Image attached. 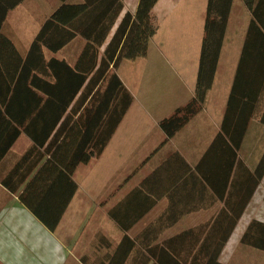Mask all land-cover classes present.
<instances>
[{
  "label": "trees",
  "instance_id": "obj_1",
  "mask_svg": "<svg viewBox=\"0 0 264 264\" xmlns=\"http://www.w3.org/2000/svg\"><path fill=\"white\" fill-rule=\"evenodd\" d=\"M23 0H0V28L7 13ZM62 4L44 21L28 50L21 51L0 31V161L24 132L33 141L2 178L20 201L51 230L58 226L78 189L72 178L80 164L99 157L133 102L116 73L137 29L149 37L159 29L158 0H140L126 12L103 45L124 9V0H85ZM252 14L220 131L192 168L179 152L109 209L125 233L108 264H125L135 247L127 234L163 196L192 201L195 191L222 208L208 222L159 243L146 237L148 264H224L220 256L264 177V152L255 169L239 157L252 119L264 103V0H243ZM234 0H208L195 94L160 121L169 140L205 104L218 68ZM77 35L87 40L74 63L47 58ZM264 124V106L261 112ZM45 161L42 163V161ZM42 163V164H41ZM197 198V197H196ZM188 210L170 207L161 228L172 226ZM241 241L264 249V222L252 221Z\"/></svg>",
  "mask_w": 264,
  "mask_h": 264
},
{
  "label": "crops",
  "instance_id": "obj_2",
  "mask_svg": "<svg viewBox=\"0 0 264 264\" xmlns=\"http://www.w3.org/2000/svg\"><path fill=\"white\" fill-rule=\"evenodd\" d=\"M29 1L33 0H23L10 9L6 20L3 21L0 28V31L12 40L19 50H21V47H24L25 50L29 49L42 24L53 11L48 8L43 16V20L40 21L36 16L32 15L33 20L31 21L30 19V21L33 23L31 24L29 21L30 24L27 27H23L20 24V16L22 15L24 18L23 13L25 15L29 14L25 9ZM84 1L68 0L70 3H82ZM139 1L124 0V9L112 28L106 43L103 45L102 51L113 36L125 13L128 11L136 13ZM182 1L184 4L181 9L177 8V5ZM61 4L58 0L55 7L57 6L58 8ZM207 4L208 0H194L193 3L189 2V0H158L154 6V13L159 19V29L154 36H147V41L144 42L146 44L144 46L146 55H139L141 54V48L137 51L135 50L134 55H130L134 49L136 36L138 34L146 35L144 30L139 27L133 42L116 70V73L133 96V102L126 114L130 115L133 119H140L132 121L133 123L128 122L130 126L126 129L124 125L122 127V124H120L100 156L108 155L110 156L109 163L112 161L115 163L117 159L126 158L129 152L130 154H137V150L141 149L148 139L153 138V141L148 144L149 148H143L147 149L145 156L138 160L139 162L131 168L130 172L121 174V186L124 188L133 175H136L137 171L135 169L138 166H147L148 172L141 173L139 182L131 189L126 190L117 202L138 186L146 176L151 174L174 152H179L186 162L192 168H195L201 156L220 131L240 62L246 32L252 19V14L245 6L243 0H234L219 58V63L223 60L225 71L227 72H225L227 75L225 74L223 78L226 88L219 87L215 90V82L218 76L217 68L214 82L208 90L203 110L179 130L175 136L167 140V142H165L166 134L160 128V121L164 118L163 114L154 116L152 112L150 113L153 107L161 104L160 102L166 101L163 98L173 100L174 108L172 110L174 109V111L186 103L182 102L184 99H182L180 87L188 92L186 100L194 96L204 37ZM235 10L237 11L235 12ZM164 20L165 22L169 20L165 25V33L166 36L168 35L167 37L172 39L168 43L172 55L169 58L163 57L161 51L163 47L168 49L167 44L161 36ZM174 25L180 29L181 25H184V28L189 25L191 29H194V35H191L192 38H189L188 52H185L182 39L178 40V37H184L182 30L177 31ZM168 26H173V28H167ZM173 29L175 32H173ZM74 42L78 43L77 46L84 47L87 40L81 35H77L64 48L71 46ZM56 55L55 53H51V57L65 58L72 63L78 57L70 56V53L64 54L61 57ZM164 63L170 68V71L167 73L163 72ZM5 78L8 77L0 73V79ZM134 86L138 87V89L135 90ZM263 106L264 103L261 106V111ZM254 120L253 118L249 126L250 128ZM132 133L135 135L139 134L138 136H141L143 140L138 145L129 147L132 139L129 140L127 136ZM247 134L239 151V157L252 169L244 153ZM32 144V139L23 132L15 141L10 151L0 161V264H108L125 234L108 213L109 209L117 202L105 211L104 220L107 221L109 228L108 230L104 228L105 233H102L104 236L102 239L104 240V249L108 251H88L85 249L87 248L85 234L87 228L94 227L95 224L91 223L92 220L93 222L96 221V224L100 222L96 219V213L100 211V208H102L101 203L104 201L97 204L95 198L91 202L84 199V195L86 194L85 186L97 188L104 182V179L105 181L107 180V177L117 176L120 172L118 170L124 164L118 165L117 170L114 169V171H107V169L99 167L102 173L98 176L94 175L92 179L90 178L91 183L90 180L87 181L89 186L84 184V180L81 182L77 179L76 172L81 164L78 165L72 176L78 185V189L64 211L58 226L55 230H51L30 208L20 201L19 193L23 190L25 184L19 188L18 192H12L2 183V178L8 174ZM44 161L45 159L42 163ZM100 190L98 189V192ZM198 194L199 191H195L194 199L187 202H174V200L172 201L166 195L160 198L156 205L127 231V234L135 241V247L125 264H144L142 260H145L148 254L145 246L146 237L155 239L154 243H159L184 230L210 221L222 208L223 203L221 201L212 202L209 194L202 199ZM104 205L108 206L109 204L106 201ZM170 207L179 209L195 208V210H188L189 212H186L172 226L161 228L160 224L166 219V212H168ZM240 222H242L241 219L239 220ZM117 228L121 231L120 235L115 231L118 230ZM237 232L238 227L236 226L231 238L236 235L239 237L242 234V231L239 234ZM231 238L227 244L230 243ZM75 247L78 251H74ZM224 253L225 251L222 252V257ZM221 256L220 261L224 263ZM148 264H153V260H150Z\"/></svg>",
  "mask_w": 264,
  "mask_h": 264
},
{
  "label": "rangeland",
  "instance_id": "obj_3",
  "mask_svg": "<svg viewBox=\"0 0 264 264\" xmlns=\"http://www.w3.org/2000/svg\"><path fill=\"white\" fill-rule=\"evenodd\" d=\"M58 2V0H33V1H29L26 4V11L30 14H24L22 17V15L20 16V24H22L23 27H27L28 24H30V22L33 20L32 15L36 16L37 19L43 20V16L44 14L47 12V9H51L53 10L52 13L57 9V6L55 7V4ZM189 2L193 3L194 0H189ZM184 2H180L179 5H177V8L181 9V7L183 6ZM55 7V8H54ZM237 10H235L236 12ZM29 17V19H28ZM189 17V16H188ZM190 18V17H189ZM31 19V21H30ZM30 21V22H29ZM169 20H166V22H168ZM165 20L163 21L164 24V28H163V32L161 33L162 39L163 41L167 44L168 49L166 47H163L161 49L163 57L165 58H169L171 55L170 53V49H169V45L168 43L171 42V38L166 36L165 30H166V23ZM33 22H31L32 24ZM26 25V26H25ZM22 27V28H23ZM167 28H173V26H168ZM174 28L177 31H181L184 34V37H178V40L183 41L184 43V48H185V52H188V45L190 44V40L189 38H192L191 35H194V29H191V26H187L186 28H184V25H181V29L176 27V25H174ZM173 32H175V30L173 29ZM135 45H134V49L133 52H131L132 54L130 55H134V51L138 50L139 48H141V54L139 55H146L145 52V48L144 46L146 45L144 42L147 41V35H142V34H138L135 38ZM78 44V43H77ZM76 42H74L71 46L64 48L62 51L59 52H52V51H45L46 53V57L49 58L51 57V53H55L57 54L56 56L61 57L64 54H69L70 56H79V54L81 53V51L83 50L84 47L81 46H77ZM75 45V47H74ZM180 48V47H179ZM21 51H24V47H21ZM70 62V61H69ZM75 62V61H74ZM72 63V62H70ZM170 71V68L167 66L166 63H164V68H163V72L167 73ZM225 64L223 62V60L219 63L218 66V76L216 79V86H215V90L219 87L222 88H226L225 87V82H224V75L227 73H225ZM132 74V73H130ZM227 75V74H226ZM132 77V76H131ZM135 90L138 89V87L134 86ZM181 93H182V99H184L182 102H189V100H186V96H188V92H186V90L184 88H179ZM161 99V98H160ZM163 100H166L165 102H160L161 104H157V106L153 107L152 110H150V113L152 112V114L155 115H161L163 114V117L165 118V116H169L171 113H173L174 109L172 110V108H174L173 105V100L171 99H167V98H163ZM186 100V101H185ZM206 101V100H205ZM186 103H184L183 105H185ZM182 106V105H181ZM204 107V106H203ZM130 108V107H129ZM172 110V111H171ZM203 110V109H202ZM201 110V111H202ZM200 111V112H201ZM261 110L258 111L257 115H255L254 117V122L253 124H251V128L249 127V132L247 134V140L245 143V149H244V153L245 156L247 157V162L248 164L252 167V169L255 168V166L258 164L259 160L262 157V154L264 152V124L261 123ZM127 113V112H126ZM126 116L123 117L122 121L120 124H122L121 126L123 127V125L125 126V129L130 126L128 124V122L133 123L132 121H137L139 119H133L130 115L128 116V114H125ZM128 116V117H127ZM131 120V121H130ZM124 123V124H123ZM195 126V125H194ZM129 130V129H128ZM139 134H130L127 137L129 138V140L132 139V142L129 143V147L131 146H135L138 145V143L140 141H142V137L138 136ZM153 141V138L148 139L145 144L141 147V149L137 150V154H127L126 158H123L121 160L117 159L115 161V163H113L114 161L110 162V156L106 155V156H99L97 158H93L90 162H88L87 164H81V166L79 167L78 171L76 172V177L78 180H80L81 182H83L84 180V184L88 185L87 181L90 180L91 183V179L94 177V175H100L102 173V171L100 172L99 167H103L105 169L108 170H112L114 171V169L117 170V166L124 164V166H122V168L120 170H118V174L115 177H107V180L101 183L97 188H90L85 186V191L86 194L84 195V199L90 200L89 202L93 201L92 199L95 198L97 201V204H99L100 202L104 201L101 203V207L100 211H98L96 213V219H98L100 222L96 221L93 222L92 220V224H95L94 227L92 228H87L86 234H85V238H86V243H87V249L88 251H108L106 249H104V244H103V239L102 237L104 232V228H106L108 230L109 225L107 224V221H105V211L110 208V206H112L113 204H115L117 202V200L121 197L122 194H124V192H126V190L131 189L134 185H136L140 178H141V173L144 172H148L147 166H138L135 171L136 175H133V177L129 180V182L126 184V186L123 188L121 186V179L120 177L122 176L121 174L124 173H128L130 172L131 168L137 164L142 157L145 156V153L147 152V149H143L145 148H149L148 144H150V142ZM100 161L101 164H100ZM140 164V163H139ZM142 166V167H141ZM138 173V174H137ZM112 175V174H111ZM91 178V179H90ZM106 178V177H105ZM98 189H101L100 192H98ZM253 199V200H252ZM252 199L250 200L244 214L241 217V221L242 222H238L237 227H238V234L239 232L242 231V234L238 237V235L236 236H230L231 241L229 244H226V248L225 250L223 249V251H225V253L223 254L222 257V261H224L225 264H264V249H260L252 244H248V243H243L241 241L242 236L244 234V232L247 230L248 226L250 225V223L252 221H259V222H264V177L261 180L254 196L252 197ZM107 201V203L109 204L108 206H105V202ZM223 203V202H222ZM99 224V225H98ZM99 227V228H97ZM118 229V228H117ZM118 235H120L121 231L115 230ZM113 234H115L114 232H112ZM94 235V236H93ZM229 238V239H230ZM229 241V240H228ZM228 243V242H227ZM81 250V249H80ZM79 250V251H80ZM74 251H78V249L75 247Z\"/></svg>",
  "mask_w": 264,
  "mask_h": 264
}]
</instances>
